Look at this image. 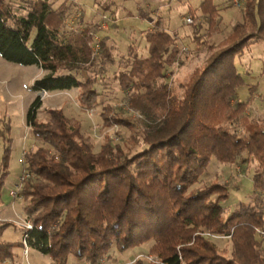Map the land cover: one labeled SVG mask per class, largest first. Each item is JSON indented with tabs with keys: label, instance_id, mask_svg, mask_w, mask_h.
<instances>
[{
	"label": "trees",
	"instance_id": "1",
	"mask_svg": "<svg viewBox=\"0 0 264 264\" xmlns=\"http://www.w3.org/2000/svg\"><path fill=\"white\" fill-rule=\"evenodd\" d=\"M66 1L52 9L49 0H0V58L44 71L33 81L34 91L77 89L78 107L90 111L99 99L97 76L82 81L76 71L93 65L92 37L87 28L62 31ZM198 10L206 17L210 38L218 27V9L212 0H202ZM144 40L147 56L137 57L129 47L116 77L130 108L150 121L140 141L131 135L140 145L133 154L109 142L94 153L80 135V124L61 109L46 110L42 122L36 117L39 97L29 105L25 121L30 134L50 150L41 146L22 155L30 174L20 190L32 225L27 246L54 264H66L70 256L99 264L113 247L124 253L144 244L150 245L153 261L136 259L133 264H264L257 240V231L264 230V123L243 117L250 98L234 102L236 90L245 85L236 59L250 46L264 44V0H246L241 23L192 71L180 99L158 83L164 68L175 62L174 39L157 21ZM99 48L107 64H113L103 41ZM112 109L105 106L101 114L106 125L131 127L109 115ZM235 121L243 136L226 127ZM9 152L10 145L0 164V188L8 176ZM242 155L256 164L250 200L226 217L227 185L194 186L211 159L227 166ZM203 233L228 238L229 253ZM17 247L22 244L0 241V264L13 260Z\"/></svg>",
	"mask_w": 264,
	"mask_h": 264
},
{
	"label": "rangeland",
	"instance_id": "2",
	"mask_svg": "<svg viewBox=\"0 0 264 264\" xmlns=\"http://www.w3.org/2000/svg\"><path fill=\"white\" fill-rule=\"evenodd\" d=\"M18 4L21 0H9ZM65 0H49L52 9L58 8ZM199 0H67V11L64 19L63 32L90 30L92 37L91 49L93 52V65L87 71H76L82 81L88 75L97 76L95 86L99 99L97 105L90 111H83L74 99V91L43 92L34 91L32 83L45 75L37 66H19L7 63L0 58V164L4 148L10 145L8 153L7 172L3 185L0 188V226L6 222L7 227L0 229V241L21 243L23 225L28 222L23 212L26 203L20 197V191H15V185L20 176L27 170L22 160L24 152L34 151L46 145L34 139L30 134L25 121L26 111L32 101L39 97L40 107L37 110L38 120H47L46 110L61 109L65 117L80 124V135L97 153L100 145L109 142L119 145L123 150L134 153L140 145L131 140V135L140 141L142 132L150 121L138 111L130 108L128 95L122 91L116 81L119 72L123 71L121 60L127 57V49L131 47L136 51L137 57L147 56V44L144 34L151 30L157 21H161L163 29L174 39V47L178 51L175 62L166 66L163 77L158 83L169 87L171 96L180 99L184 86L188 82L192 71L203 66L211 52L229 34L232 27L241 23L244 7L232 6V0H213L216 5L223 4L219 10L216 32L206 37V17L198 9H193ZM245 6V5H244ZM190 18L192 23L186 24L185 19ZM104 42L114 59L113 64H107L99 43ZM264 44L258 42L235 61L238 73L245 85L236 90L234 102H246L249 106L243 117L248 121L264 123ZM113 109V117L127 121L131 127L108 126L101 117L105 106ZM231 133L243 136L241 124L238 121L226 125ZM10 140V141H8ZM17 140L20 145L13 143ZM244 161V162H243ZM256 164L242 155L233 165H223L211 159L205 173L194 187L209 183L225 184L228 187V199L222 204L224 216L233 213L239 204H248L251 195V177ZM264 200V194L261 195ZM203 236L210 239L219 250L229 253L228 238L215 237L208 233ZM264 250V238L257 237ZM150 245L144 244L138 248L118 253L113 247L109 257H104V263L109 259L116 264H133L136 259L145 262L153 261L148 255ZM20 257L13 262L3 264H40L31 257L35 254L29 248L28 255L23 257L22 248ZM30 255V256H29ZM47 260H50L46 257ZM71 260H75L72 256Z\"/></svg>",
	"mask_w": 264,
	"mask_h": 264
},
{
	"label": "built area",
	"instance_id": "3",
	"mask_svg": "<svg viewBox=\"0 0 264 264\" xmlns=\"http://www.w3.org/2000/svg\"><path fill=\"white\" fill-rule=\"evenodd\" d=\"M246 3V0H232V6L236 8L244 7ZM186 24H191L192 21L190 18L185 19ZM44 92V91H43ZM30 174L28 172H25L22 176H20L17 180V184L15 185V191H20L24 182L29 178ZM32 229V225L29 222H26L23 225V230L21 234V244H22V255L23 257H26L29 252V247L26 244V238H27V233ZM258 235L264 238V230L263 231H257ZM105 259H102L100 263H104ZM99 263V264H100Z\"/></svg>",
	"mask_w": 264,
	"mask_h": 264
},
{
	"label": "crops",
	"instance_id": "4",
	"mask_svg": "<svg viewBox=\"0 0 264 264\" xmlns=\"http://www.w3.org/2000/svg\"><path fill=\"white\" fill-rule=\"evenodd\" d=\"M201 1H202V0H199L198 3H197V5H196L193 9H198V6L200 5ZM171 2L174 3V2H176V0H171ZM212 3H213L214 6L218 9V13H219V10L222 9V7L224 6V3H226V2H224L223 4H221L222 6H220V5H216V4L213 2V0H212ZM149 31H150V30H149ZM7 63H8V62H7ZM25 67H27V66H25ZM68 91H74V94H75L74 99H75V101H76V103H77V96H78V90H77V89H71V90H67V91H59V92H68ZM77 106H78V104H77ZM13 143H17V145H20L19 142H18L17 140H14ZM17 251H18L17 248H14V249H13V253H14V258H13V260H14V261L17 259V258H16L17 256L20 257V255H21V251H20L19 253H16ZM32 251H33V250H32ZM29 256H30V255H29ZM31 257H33L32 260H33V261H36L37 263H39L40 261H42V262H40V264H54L51 260H47V258H46L47 256H43V255H41V254H39V253H37V252H35V254H33ZM108 257H109V256H108ZM13 260L8 261V262H12ZM14 261H13V262H14ZM5 262H6V261H5ZM66 264H85V262H83V261L78 262V261H75V260L68 259ZM105 264H116V263H115L113 260L109 261V259H108V260L106 261Z\"/></svg>",
	"mask_w": 264,
	"mask_h": 264
}]
</instances>
